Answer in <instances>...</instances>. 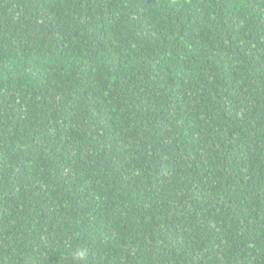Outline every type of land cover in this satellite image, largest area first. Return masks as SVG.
<instances>
[{
	"label": "trees",
	"instance_id": "1",
	"mask_svg": "<svg viewBox=\"0 0 264 264\" xmlns=\"http://www.w3.org/2000/svg\"><path fill=\"white\" fill-rule=\"evenodd\" d=\"M0 264H264V0H0Z\"/></svg>",
	"mask_w": 264,
	"mask_h": 264
}]
</instances>
